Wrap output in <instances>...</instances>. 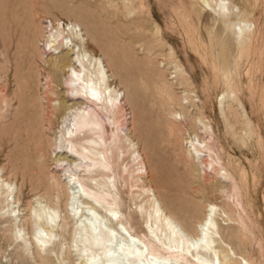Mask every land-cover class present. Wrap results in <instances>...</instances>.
Returning a JSON list of instances; mask_svg holds the SVG:
<instances>
[{"label": "rangeland", "instance_id": "374dc122", "mask_svg": "<svg viewBox=\"0 0 264 264\" xmlns=\"http://www.w3.org/2000/svg\"><path fill=\"white\" fill-rule=\"evenodd\" d=\"M70 22L90 26L82 55L102 58L123 96L100 115L113 148L102 179L117 194L114 221L149 240L155 199L192 234L212 207L215 260L264 264V0H0V264H84L71 238L94 208L84 198L66 206L79 188L73 172L88 170L60 163L56 92L68 75L57 87L48 67L57 55L42 49L50 30L69 41ZM45 112L46 135L37 126ZM39 211L55 218L43 247L31 240Z\"/></svg>", "mask_w": 264, "mask_h": 264}, {"label": "bare ground", "instance_id": "6f19581e", "mask_svg": "<svg viewBox=\"0 0 264 264\" xmlns=\"http://www.w3.org/2000/svg\"><path fill=\"white\" fill-rule=\"evenodd\" d=\"M213 10L224 15L228 12L229 7H225L222 3H216L213 6ZM70 23L72 24L68 30L70 42L65 40L66 35L62 36L59 29V31H55L56 33L50 30L47 35L45 34L46 45L42 49L45 52L56 53L57 55L56 59L54 58V60L49 61L48 66L56 77V81H58L56 83L57 87L60 85L63 88L61 74L67 73L68 75L65 81L67 91L57 90L58 93L56 92V96H61V100L57 105L55 104L57 108L59 107V111L61 110V129L54 135L55 141L58 143L56 147L57 149L59 148L57 153L59 152V154L64 155V157H60L63 159L60 163L64 164L66 169L71 168L72 170H76L80 166H84L85 170H88L85 176L73 172L75 177L72 183H79V185H75V187L79 188L77 191H68L67 196L66 207L68 211H70L69 205L73 209L74 202L77 198L87 199L94 208V212H83L85 218L81 219L79 224L77 222L75 233L72 235L71 240H73L76 247L77 255L83 259L84 264H227L221 262L219 256L217 261L215 260L218 249L215 243L216 229L212 207L205 209L202 220H198L199 222L192 229V234H189L187 229L173 218L171 214L163 212L162 207L158 203L156 204L155 199L152 203V212L150 215H146L144 221L146 223L144 227L149 236V240H145L143 237L142 240L137 239L135 235L130 233L128 227L122 220L114 221L119 201L117 202V194L115 195L111 188L105 187L108 183L102 179L103 174L110 165L113 148L107 142V123L105 124V121L103 122L101 120L100 115L103 113L109 114L115 108L119 109L123 96L110 85V73H105L103 59L97 56L85 58L86 56L84 57L82 55L84 52L83 49L86 47L84 46L85 41L88 38H85V36L89 34L93 35L90 26L87 24L80 25L77 22ZM228 26L230 27V25ZM62 27L66 29L64 24ZM235 32L238 31L235 30ZM118 58L116 57L117 60ZM70 68H72V71ZM69 91L72 92L67 93ZM37 101H35L36 104L38 103ZM32 103L34 104V102ZM51 116L49 112L46 113L45 118H39L38 125L36 124L44 135L49 130L47 126L51 124ZM136 125L137 123H135ZM26 127L28 128V126ZM28 129L30 130V128ZM37 135L39 136V134ZM27 137L26 139H28ZM43 137L38 138V143L41 144L40 147L44 144V141H42L44 140ZM48 146L50 144L47 145V148ZM37 147L39 146L37 145ZM54 150L56 151V149ZM195 150L198 151V147ZM135 151L137 152V157L143 160L142 166L147 173L149 170L146 164H144L145 158L139 149ZM43 159L45 160V158ZM33 160L35 161V159ZM44 160H41V162ZM105 174L107 175V173ZM68 183L66 180V184ZM71 187L74 188L72 185ZM107 195H110L111 198H108ZM76 213L74 212V214ZM53 220H55L54 217L49 219L48 216H44L40 211L34 215L33 222L35 228L32 232L31 240L39 244L40 247L52 241L51 231L54 226ZM41 225H44L48 230L47 235L44 237L38 235V229ZM126 231L128 234H126ZM117 233L122 237L118 236ZM241 264H243L242 261Z\"/></svg>", "mask_w": 264, "mask_h": 264}]
</instances>
